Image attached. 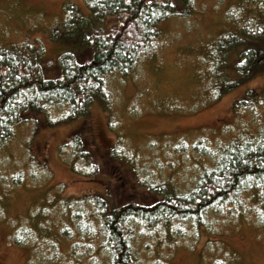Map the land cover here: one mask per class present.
<instances>
[{"label":"rangeland","instance_id":"1","mask_svg":"<svg viewBox=\"0 0 264 264\" xmlns=\"http://www.w3.org/2000/svg\"><path fill=\"white\" fill-rule=\"evenodd\" d=\"M67 2L89 12L85 0H0V44L10 47L27 41L41 46L45 73L56 75V67L50 65H56L66 47L62 40H52L50 31L66 14ZM243 4L244 0H195L189 16L161 23L163 34L152 59L146 58L128 75L109 77V106L96 99L83 117L47 127L36 128L34 122L16 127L0 150V264H109V250L100 246L103 239L96 235L98 224L85 229L89 205L59 212L57 199L105 195L108 186L115 203L135 198L143 181L184 192L204 166H213L211 155H202L195 144L214 148L246 129L251 118L236 114L233 105L248 90L264 87L262 71L215 99L219 86H213L216 81L199 57L220 32L231 28ZM73 133L89 139L102 167L95 177L70 169L71 150H61V145ZM115 145L123 157L110 173L113 158L108 153ZM17 171L24 172L20 184L12 179ZM139 193L149 197L145 190ZM244 198V207L228 203L207 209L204 225L177 220L173 231L179 229L178 235L164 227L151 235L148 226L136 222V264H264L259 204L252 207L250 198ZM17 226L35 242L14 244L10 234Z\"/></svg>","mask_w":264,"mask_h":264},{"label":"trees","instance_id":"2","mask_svg":"<svg viewBox=\"0 0 264 264\" xmlns=\"http://www.w3.org/2000/svg\"><path fill=\"white\" fill-rule=\"evenodd\" d=\"M85 2L88 13L72 2L65 3L66 14L50 31V38L62 40L66 47L56 65H50L56 67L54 76L45 73L41 46L27 41L10 47L0 44V150L19 125L34 122L36 128L47 127L83 117L96 99L109 106V77L128 75L146 58L152 59L163 34L161 23L171 17L189 16L195 0ZM199 57L209 77L216 81L213 86H219L215 99L264 71V0H244L231 28L220 32ZM56 110L60 113L54 118ZM233 111L248 114L251 123L214 148L195 144L202 155H211L213 166H204L188 191L143 181L139 191L145 190L149 197H141L137 190L135 198L124 197L112 203L111 197L116 195L107 186L105 195L93 192L57 199L58 211L70 213L73 205H89L85 229L91 231L98 224L96 235L103 239L100 246L109 250V264L139 262L133 247L136 222L148 226L151 235L158 227L178 235L179 229L173 231L177 220L204 225L207 209L228 203L244 207L245 195L253 202L250 206L259 204L257 217L264 226V87L245 92L235 101ZM69 148L68 164L73 172L83 177L101 172L87 137L73 133L61 145V150ZM108 155L113 158L111 173L123 156L117 153V145ZM44 165L42 162L40 168ZM23 174L19 171L12 175L14 184L22 182ZM18 228L10 234L14 244L35 242Z\"/></svg>","mask_w":264,"mask_h":264}]
</instances>
